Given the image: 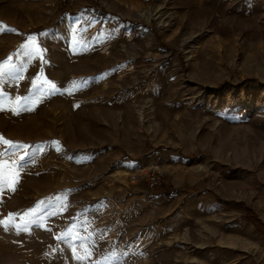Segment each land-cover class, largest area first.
<instances>
[{
  "label": "rangeland",
  "instance_id": "1",
  "mask_svg": "<svg viewBox=\"0 0 264 264\" xmlns=\"http://www.w3.org/2000/svg\"><path fill=\"white\" fill-rule=\"evenodd\" d=\"M0 26V264H264V0H0Z\"/></svg>",
  "mask_w": 264,
  "mask_h": 264
},
{
  "label": "built area",
  "instance_id": "2",
  "mask_svg": "<svg viewBox=\"0 0 264 264\" xmlns=\"http://www.w3.org/2000/svg\"><path fill=\"white\" fill-rule=\"evenodd\" d=\"M69 5H75L78 0H64ZM133 183L143 182L154 189L160 187L165 181V171L159 164L139 165L128 174Z\"/></svg>",
  "mask_w": 264,
  "mask_h": 264
},
{
  "label": "snow or ice",
  "instance_id": "3",
  "mask_svg": "<svg viewBox=\"0 0 264 264\" xmlns=\"http://www.w3.org/2000/svg\"><path fill=\"white\" fill-rule=\"evenodd\" d=\"M3 30L4 28L0 26V31H3ZM8 30L14 31V29H8ZM35 44H36L35 37H29V44L25 45V47L35 46ZM36 51L38 53L39 49L37 48ZM52 87L54 88V85ZM0 143L7 144L11 147L17 146L13 144V142L5 140L2 137H0ZM19 147H24V146L20 145ZM10 174L12 175V181H13L12 184H9ZM17 179H18V173L16 172L10 173V170H8L5 166L0 165V191H2L4 187H12L14 190V183L16 182ZM21 219L23 220V217ZM11 221H12V217L10 216L8 221H0V224H3L7 228L8 226H10ZM12 226H15L18 231L21 230L20 225H12ZM83 258H86V257H79V256L77 257V259H83Z\"/></svg>",
  "mask_w": 264,
  "mask_h": 264
}]
</instances>
